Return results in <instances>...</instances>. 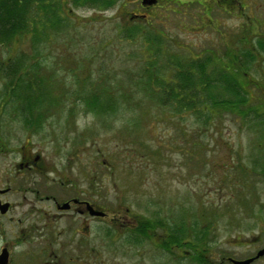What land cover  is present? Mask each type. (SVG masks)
<instances>
[{
	"label": "rangeland",
	"instance_id": "rangeland-1",
	"mask_svg": "<svg viewBox=\"0 0 264 264\" xmlns=\"http://www.w3.org/2000/svg\"><path fill=\"white\" fill-rule=\"evenodd\" d=\"M169 1L167 11L153 9L152 29L164 33V38L149 35L151 43L157 41L159 55L154 59L146 53L143 36L126 39L117 32L119 24L112 17L115 0L74 8L57 30H48L47 41L33 43L30 34L15 41L14 52L21 50L42 67L39 76L50 91L48 105L60 107L51 109L48 117L53 120H47L30 141L41 143L50 162H65L73 150L75 173H81L88 185L99 182L104 204L117 200L119 212L129 219L133 213L162 220L164 229L157 227L151 240L139 237L132 257L127 233L111 229L109 237L97 242L102 253L94 264H200L188 258L187 246H159L162 231L169 234L173 228L188 230L181 237L184 241L208 231L205 243L212 264H220L222 257L251 258L264 245V103L259 100H264V91L255 89L252 94V89L243 88L249 96L246 101L245 92L224 89L213 79L205 90L225 102L210 108L209 92L201 90L206 103L199 106L202 110L182 109L175 100L164 101L163 87L149 88L139 81L144 80L147 64H153L152 71L166 83L171 62L165 60L188 61L207 52L215 40L208 29L217 26V18L211 17L212 2ZM215 44L222 49L220 42ZM8 53L0 48V57ZM244 61L249 75L259 77L260 62ZM211 67L207 60V72ZM225 69L231 72V67ZM232 74L243 85L245 77ZM4 90L0 80V137L13 149L27 131L13 120L15 104L9 97L5 100ZM90 99L100 103L99 113L87 107ZM80 144L83 154L78 152ZM13 161V155L0 154V185L8 178L15 180ZM250 264H264V256Z\"/></svg>",
	"mask_w": 264,
	"mask_h": 264
},
{
	"label": "flooded vegetation",
	"instance_id": "flooded-vegetation-1",
	"mask_svg": "<svg viewBox=\"0 0 264 264\" xmlns=\"http://www.w3.org/2000/svg\"><path fill=\"white\" fill-rule=\"evenodd\" d=\"M46 1L60 14L62 24L64 19H68L66 15L72 13L74 8L105 4L102 0ZM149 1L152 0H115L116 7L112 17L119 24L117 32L126 39L143 36L148 45L151 43L149 40L151 32L164 38L162 31L163 36L152 29L151 20L156 17L153 9L163 8L167 11L166 4L170 1L153 0L151 5ZM205 1L214 4L211 17L217 18V26L203 28L210 29L215 35V40L206 50L207 52L195 54L190 58L207 59L208 66L212 65V72L208 71L212 81L214 79L216 85L224 89L236 84L237 89L245 94L247 92L243 88L246 87L252 89V94L255 89L263 94L264 0L199 2L205 3ZM222 1L225 2L224 5L221 4ZM39 3L40 1H36L35 4ZM230 22H235V26H231ZM218 42L222 44V49L215 44ZM189 55H193L192 52ZM204 55L207 57L202 58ZM244 60L260 62L259 77L249 75ZM225 67H231V72ZM232 71L245 77L243 85L240 84V79H235ZM221 76L224 79L221 80L219 78ZM259 100L264 103L262 98ZM51 108L54 110L60 107L53 105ZM49 119L53 120L49 117L13 118L14 121L19 120L27 132H25V140L16 148H9L11 150L0 137V154L15 157L12 173L16 175L15 180L8 178L0 185V254L5 253L6 264H94L102 253L97 242L104 236L109 237L111 229L121 232L123 236L127 233L128 248L132 257L134 253L132 246L140 241L139 237L151 240V237L137 234L139 225L145 219L133 213H130L132 219H129V215L120 213L117 200L115 204L114 200L111 204H104L100 191L102 187H99L101 184L90 182L88 185L81 173H75L77 172L74 167L76 157L73 156V150L69 149L65 162L49 161L52 159L44 155L43 150L41 151V143L35 145L30 141L31 137L37 136L38 131L45 127ZM25 120L30 121L25 122ZM64 120L69 121V124L71 119L67 117ZM70 131H73V128ZM48 136L53 137L51 133ZM79 151L81 154L84 153L81 144ZM35 176L38 180L30 179ZM127 211L129 212L128 209ZM91 234L97 237L95 241H92ZM114 251L119 252V250ZM227 262L231 264L228 259Z\"/></svg>",
	"mask_w": 264,
	"mask_h": 264
},
{
	"label": "trees",
	"instance_id": "trees-1",
	"mask_svg": "<svg viewBox=\"0 0 264 264\" xmlns=\"http://www.w3.org/2000/svg\"><path fill=\"white\" fill-rule=\"evenodd\" d=\"M36 1H40V3L36 5ZM105 1L107 0H102L103 3ZM61 24L60 14L46 0H0V48L5 47L9 52L7 57H0V80L4 81L5 90L3 97H5V100L9 97L15 104L14 113H16V117L25 119L47 118L50 116L52 108L47 103L49 101L47 97L50 91L45 81L39 76V72H42L40 71L42 67L37 64L35 59L25 58V54L21 50L14 52L15 45H17L15 41L20 42L26 34H30V40L33 43H38L40 40L47 39L48 30H57ZM155 44L149 43L146 47V53L155 56L151 57L152 59L159 55L158 47ZM31 47L35 51L33 48L35 46ZM165 61L168 64L171 62V66H168V69H170L169 78H171L164 83L166 84V89L163 84L165 82L163 76L156 71H152L153 64H147L148 68H145L143 71L144 80H139L140 83L149 88L151 86L154 88L158 86L163 87L162 92H165L166 95V98H164L165 102L168 99L175 100L182 109H195L196 107L202 110L199 107L204 103L201 94L209 92V96L211 93V91L205 90L209 88L210 82L212 81V77L206 69L207 59L198 61L190 59L186 61L182 58H176L174 61L172 59ZM47 69V67H43V71ZM147 70H150L148 74H146ZM48 77L49 79L53 78V76ZM219 78L221 80L224 79L223 76ZM197 84L200 85V88L197 87ZM228 88L232 92L239 91L236 84H232ZM201 90L204 92H201ZM218 99L217 96L210 97L209 107L213 108L215 105H220L222 102H225L223 99ZM86 103L91 111L99 113L102 110L100 103L97 101L93 102L90 99ZM202 107L203 109L206 108L204 106ZM27 121L30 120H25V122ZM162 225V220L151 221L150 219H145L139 225L137 234L139 236L146 235L147 237L153 238L157 227L164 229ZM184 231L188 232V230H182L180 232L178 228H173L168 234L163 230L162 240L160 242L158 241L159 246L164 249H170L176 246V244L177 247H181V245L187 246L188 251H186V255H188V258L194 259L195 262L200 264H212L209 253L210 247L209 244L205 243L208 231L199 232L194 240L187 237L185 241L181 238ZM186 236H190V234ZM228 258L222 257L220 264L227 262Z\"/></svg>",
	"mask_w": 264,
	"mask_h": 264
},
{
	"label": "water",
	"instance_id": "water-1",
	"mask_svg": "<svg viewBox=\"0 0 264 264\" xmlns=\"http://www.w3.org/2000/svg\"><path fill=\"white\" fill-rule=\"evenodd\" d=\"M153 3V0L152 1H149V4L151 5ZM264 255V245L261 249H259L255 256H253L252 258H248V259H245V260H235L233 258H228V261L231 262V264H250L252 263L254 260L262 257ZM6 260H7V257L5 255V253H1L0 254V264H6Z\"/></svg>",
	"mask_w": 264,
	"mask_h": 264
}]
</instances>
